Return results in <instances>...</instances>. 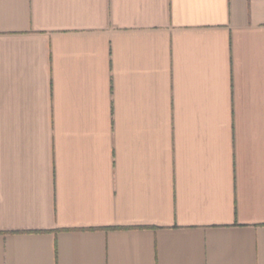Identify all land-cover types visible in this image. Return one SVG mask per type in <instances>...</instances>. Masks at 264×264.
Masks as SVG:
<instances>
[{"label":"crops","instance_id":"crops-1","mask_svg":"<svg viewBox=\"0 0 264 264\" xmlns=\"http://www.w3.org/2000/svg\"><path fill=\"white\" fill-rule=\"evenodd\" d=\"M0 264H264V0H0Z\"/></svg>","mask_w":264,"mask_h":264}]
</instances>
